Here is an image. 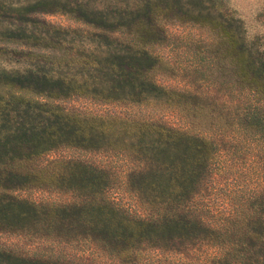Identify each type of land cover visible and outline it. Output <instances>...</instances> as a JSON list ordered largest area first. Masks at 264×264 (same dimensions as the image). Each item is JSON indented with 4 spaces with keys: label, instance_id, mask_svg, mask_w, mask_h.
Listing matches in <instances>:
<instances>
[{
    "label": "trees",
    "instance_id": "trees-1",
    "mask_svg": "<svg viewBox=\"0 0 264 264\" xmlns=\"http://www.w3.org/2000/svg\"><path fill=\"white\" fill-rule=\"evenodd\" d=\"M50 13L68 15L93 30L64 29L39 17ZM174 23L211 33L207 50L227 78L229 94L242 95L240 103L223 108L229 118L224 114V122L217 118L205 131L210 137L158 122L84 117L57 105L78 96L183 107L191 94L149 78L166 67L153 53L166 44V26ZM0 65V232L90 239L113 253L141 245L179 251L207 242L220 249L210 264H264V196L257 228L245 231L243 239H235L237 233L222 223H207L193 206L218 152L211 131L229 128V134L252 137L264 153V41L248 39L221 0H24L17 7L2 2ZM61 147L127 153L136 163L127 173V187L153 214L137 218L115 205L107 196L110 178L103 169L43 161ZM28 188L70 191L76 200L44 205L13 194ZM0 264L69 263L0 249Z\"/></svg>",
    "mask_w": 264,
    "mask_h": 264
},
{
    "label": "rangeland",
    "instance_id": "rangeland-1",
    "mask_svg": "<svg viewBox=\"0 0 264 264\" xmlns=\"http://www.w3.org/2000/svg\"><path fill=\"white\" fill-rule=\"evenodd\" d=\"M23 1L0 0V6L6 2L17 7ZM221 2L225 13L241 21L248 39L260 37L264 41V0ZM39 17L64 29H75L85 34L93 30L62 13L41 14ZM166 32L168 41L153 53L166 67L150 74L149 78L158 86L191 94L183 107L178 108L165 101L133 103L78 96L58 100L57 105L68 113L84 117L158 122L191 135L210 137L204 134L205 131L211 129L217 118L224 122L220 120L224 114L229 118V113L223 108H228L234 101L240 103L242 95L229 94L225 84L227 78L222 76L221 70L218 71L214 55L207 50L206 46L213 39L207 29L174 23L166 26ZM228 130L214 129L209 134L218 145V152L211 164L209 182L194 198L193 206L207 223H222L237 233L235 239H243L240 236L257 228L255 220L259 213L262 215L264 171H261V165L264 153L258 152L254 138L229 134ZM42 159L78 161L103 169L110 178L107 196L115 205L137 218H148L153 214L127 187V173L136 166L127 153L61 147L48 152ZM13 194L19 199L44 205H65L76 200V194L53 188H28ZM250 221L252 223L248 225ZM0 249L16 256L44 257L69 264H210L216 249L220 253L219 248L207 242L180 246L179 251L160 248V245H141L128 252L113 253L90 239L65 241L41 238L28 232H0Z\"/></svg>",
    "mask_w": 264,
    "mask_h": 264
}]
</instances>
